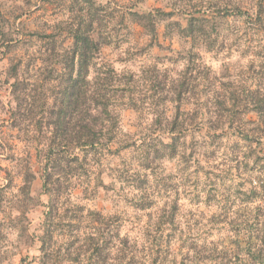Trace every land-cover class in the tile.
<instances>
[{"label":"rangeland","instance_id":"obj_1","mask_svg":"<svg viewBox=\"0 0 264 264\" xmlns=\"http://www.w3.org/2000/svg\"><path fill=\"white\" fill-rule=\"evenodd\" d=\"M96 1L105 7V28L95 32L108 39L89 78L100 68L126 84L110 108L119 130L109 148L118 154L90 165L87 186L62 180L50 194L43 189L48 131L38 134L28 119L34 115L17 113L24 103L16 97L52 102L56 81L37 73L38 53L49 47L39 37L66 18L65 6L0 0V264H264V115L257 113L264 110V31L243 15L254 17L264 0ZM123 13L142 17L122 20ZM189 24L194 34L179 37L177 29ZM189 53L204 80L176 117L168 99ZM16 62L17 80L10 72ZM15 82L25 93L13 94ZM150 98H164L165 116L179 122L174 131L152 123V108L141 110ZM28 105L38 112V103ZM155 149L164 150L161 161ZM147 200L154 205L138 209ZM71 204L84 207L81 219L64 210ZM172 207L174 224L155 230ZM88 246L98 249L90 254Z\"/></svg>","mask_w":264,"mask_h":264},{"label":"trees","instance_id":"obj_2","mask_svg":"<svg viewBox=\"0 0 264 264\" xmlns=\"http://www.w3.org/2000/svg\"><path fill=\"white\" fill-rule=\"evenodd\" d=\"M58 2L60 4L57 6H65L64 14L66 13V18L61 20L59 26L55 27L49 34H41L39 38L45 39L43 41H46L45 43L49 47L45 52L38 53L40 58L37 59L41 63L37 67L40 80L45 81L47 84H49V81H56V86L53 88V90L56 88V92L53 93V90L51 91L53 93L52 102L47 104L45 101L46 96L43 95H41V99H38L39 94H36L37 99L29 95H26L27 99L20 95L16 97L17 101L21 102V104L24 103V106L19 105L17 113H20V108H23L25 114L34 115L37 118L36 120L33 118L34 116L28 119L34 121L32 126L38 134H43V128L48 131L49 145L44 156L43 189L44 193L50 194L52 192L49 189L50 185L53 188V192H60V188H56V185L60 186L62 180L64 182L71 180V182H74V187L80 184V187L82 185L87 186L92 175L90 165L96 162V159L103 158L106 155L117 156L118 151H112L109 148L119 130L116 117L110 108L115 103L116 98L120 96L118 99H121V95L126 91V84L115 80L114 74L109 70L100 71L99 68L96 74L89 78L90 68L93 67V62L98 59L99 49H101L108 39L103 38L100 32H95L97 29L105 28L103 25L104 18L101 14L104 12L105 7L96 0H58ZM257 7L254 17H250L247 14L243 15H246L249 19L248 24H251L256 31L263 32L264 7L260 1H258ZM233 9L237 13L235 15H242V11L238 6H234ZM156 12L159 11L157 10ZM128 16L133 18L131 20L133 22H138L141 19L140 17H142L136 13H123L121 15L122 20ZM177 31L178 36L182 38L191 37L194 34L192 24H189L186 28H178ZM67 41L70 44L69 48H60ZM58 43L59 45H57ZM187 56L188 63L185 65L183 75L180 76L181 81L177 85H174L171 90L175 93V98L173 100L168 99L169 102L175 101L176 103V117L178 110L184 104L187 105L185 102L187 97H194V93H196L194 83L204 80L200 76L199 68H197L198 66L194 62L196 54L189 53ZM32 61H35V59ZM180 61L185 62L186 58H182ZM56 62H59L60 67H55L58 65ZM20 66V62H16L10 71L16 80ZM29 66H32V63L27 65L28 69H30ZM12 87L13 94L18 92L25 93V86L20 83L18 84V82H15ZM209 89L211 88L209 87ZM128 100L131 106L137 105L134 98L130 97ZM148 100L150 101L147 103L148 105L144 106L145 108L141 110L149 113L152 108L149 113L150 115H154L152 123L168 132L174 131L179 122L176 117L165 116L167 109L164 98H150ZM36 103H38V114L33 112V109L27 108L28 104L32 106ZM257 113L264 115V110L261 106L257 107ZM27 132L26 136L29 134ZM242 136L247 137L244 134ZM151 139L149 137L147 140L150 141ZM34 140L38 141L39 139L37 136H34ZM131 144L133 145V143ZM155 146H152L150 150ZM164 146L169 149L167 145ZM125 147L126 145L121 143L117 149L122 150ZM173 148H175L174 144L170 147V150ZM160 151V149L154 150L155 160L161 161L165 157L164 150ZM49 171L55 175L54 178L52 175H49ZM28 178V175L24 177L23 187L26 189L30 183ZM101 186H103L102 183H100L99 187ZM137 188L143 189V185ZM86 190L87 187L84 192ZM152 205H154L152 200H147V204H140L137 207L138 209H146L152 207ZM64 210L71 212V220L74 221L78 220V218L81 219V212L84 211V207L71 204L69 207L64 208ZM174 210L175 208L172 207L170 212H164L155 230L159 231L165 225L174 224V221L170 219ZM91 214L89 219H93ZM50 215H47V220L52 221L53 218ZM94 216L97 218V214H94ZM97 219H99V216ZM97 222L107 225V221L105 220ZM107 235L110 236L109 233ZM96 249L98 248L88 246L86 252L91 251L90 254H92ZM44 257L47 259L46 256Z\"/></svg>","mask_w":264,"mask_h":264}]
</instances>
